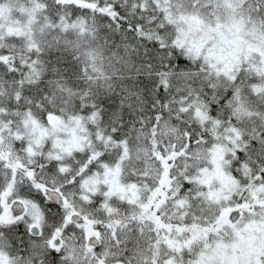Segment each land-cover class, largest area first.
Instances as JSON below:
<instances>
[{"label": "snow or ice", "instance_id": "1", "mask_svg": "<svg viewBox=\"0 0 264 264\" xmlns=\"http://www.w3.org/2000/svg\"><path fill=\"white\" fill-rule=\"evenodd\" d=\"M0 264H264V0H0Z\"/></svg>", "mask_w": 264, "mask_h": 264}]
</instances>
